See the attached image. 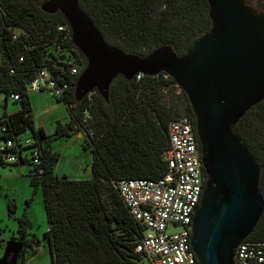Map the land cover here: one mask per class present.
Returning a JSON list of instances; mask_svg holds the SVG:
<instances>
[{
    "label": "trees",
    "instance_id": "16d2710c",
    "mask_svg": "<svg viewBox=\"0 0 264 264\" xmlns=\"http://www.w3.org/2000/svg\"><path fill=\"white\" fill-rule=\"evenodd\" d=\"M43 1H2L10 26L19 25L28 34L16 41L5 36L3 56L0 54V93L21 96L20 108L13 112L6 109L8 102L0 103V125L5 124L7 132L4 137L16 141L9 150L19 155L18 162L6 165L33 166L31 183L43 189L49 224L44 237L52 264H131L139 258L134 246L142 228L123 203L114 181L155 179L166 171L162 153L169 146L168 125L183 113L167 104L163 89L175 82L165 73L135 76L131 81L119 76L111 85L108 104L97 92L77 101L71 88L66 96L56 95L66 104L70 120L66 124L57 121L55 131L49 134L41 126L36 128L27 82L47 67L57 77L68 78L70 68L85 60L71 39L57 29L68 25L63 15L45 13ZM79 4L109 44L142 57L165 44L183 55L190 41L211 24L207 0H79ZM55 42L72 55L61 53ZM31 45L35 47L28 49ZM12 68L14 73L9 72ZM86 108L93 114V136L90 140L83 137L90 149L92 174L82 179L58 175L55 166L61 154L52 149V142L79 133ZM185 114L194 117L189 103ZM28 129L31 135L23 138ZM234 131L261 166L259 192L264 201V99L245 113ZM27 138L31 143H25ZM33 146L40 150L36 164L29 156ZM8 208L14 211L13 202ZM26 232L27 221L21 218L19 237L25 238ZM247 239L264 241V210ZM25 251L18 264H24Z\"/></svg>",
    "mask_w": 264,
    "mask_h": 264
},
{
    "label": "water",
    "instance_id": "95a60500",
    "mask_svg": "<svg viewBox=\"0 0 264 264\" xmlns=\"http://www.w3.org/2000/svg\"><path fill=\"white\" fill-rule=\"evenodd\" d=\"M207 2L210 28L190 41L185 54L165 44L144 57L109 44L79 0H44L41 9L63 15L85 58L74 87L77 101L97 92L108 104L113 82L137 74L165 73L185 93L207 176L193 216L191 247L200 264H235L237 246L264 210L261 166L234 131L264 99V8L248 0ZM23 248V241L8 240L0 264H17Z\"/></svg>",
    "mask_w": 264,
    "mask_h": 264
},
{
    "label": "built area",
    "instance_id": "2783aa9c",
    "mask_svg": "<svg viewBox=\"0 0 264 264\" xmlns=\"http://www.w3.org/2000/svg\"><path fill=\"white\" fill-rule=\"evenodd\" d=\"M2 1L0 0V54L3 56L5 36L9 35L12 41H16L28 34L19 25L10 26L12 24L5 19ZM57 29L65 33L64 38L71 39L69 25L62 24L57 26ZM55 44L58 45V42ZM34 47L31 45L28 49ZM57 49L72 55L71 52L65 51L61 44ZM19 59L23 60L24 55L21 54ZM84 66L85 60L82 64L76 62L70 68L68 78L57 77L48 67L42 68L27 82V90L28 92L49 90L55 95L66 96L69 90L75 87L76 77ZM9 72L14 73V68ZM1 73L0 70V77ZM141 75L137 74L136 78H141ZM93 93L87 96L90 98ZM20 100L21 96L17 92L9 95L0 93V103ZM5 131L6 126L2 123L0 125L1 165L19 161L18 153L9 150L16 146V141L4 137L7 133ZM168 132L169 146L162 153L167 169L161 177L120 178L114 181L123 203L142 228V234L134 246V252L139 254V258L134 259L131 264H200L190 240L193 216L202 198L206 174L194 117L182 114L173 118L169 122ZM93 133V114L86 108L82 124L79 126V134L90 140ZM25 143L29 144L31 140L27 139ZM20 153L24 155V152ZM29 156L32 157L33 163H39V148L33 146ZM234 262L264 264V241L243 240L236 248Z\"/></svg>",
    "mask_w": 264,
    "mask_h": 264
},
{
    "label": "rangeland",
    "instance_id": "374dc122",
    "mask_svg": "<svg viewBox=\"0 0 264 264\" xmlns=\"http://www.w3.org/2000/svg\"><path fill=\"white\" fill-rule=\"evenodd\" d=\"M261 0H248V4L257 6ZM56 53V52H55ZM65 59V58H63ZM164 100L167 104H174L185 114L188 99L185 93L176 84L163 89ZM30 101L35 127H43L47 133H53L57 121L66 123L69 120V111L63 101L49 91H31ZM3 106L0 105V112ZM20 108L19 102H10L8 111ZM23 138L31 135V130L24 131ZM78 134V133H77ZM30 139V138H27ZM26 139V140H27ZM25 140V142H26ZM53 149L60 152L58 173L75 176L84 172L80 163H84L87 178L91 176L90 149L84 145V138H60L52 142ZM33 166L29 163L0 164V259L4 254L6 242L10 239L29 242L24 252V264H52L49 245L44 237L49 228L42 186L35 188L31 183ZM66 172V173H64ZM66 174V175H67ZM9 202H13L14 211L9 212ZM27 221L25 238H20L18 228L20 219ZM31 241V243H30ZM19 254L17 264L21 260Z\"/></svg>",
    "mask_w": 264,
    "mask_h": 264
},
{
    "label": "crops",
    "instance_id": "0c3cea01",
    "mask_svg": "<svg viewBox=\"0 0 264 264\" xmlns=\"http://www.w3.org/2000/svg\"><path fill=\"white\" fill-rule=\"evenodd\" d=\"M8 106H9V104L7 105V107H6V109L8 110ZM19 108H17L16 110H18ZM10 112V111H9ZM11 112H13V111H11ZM69 120H70V118H69ZM68 120V121H69ZM67 121V122H68ZM66 122V123H67ZM66 123H63V124H66ZM47 133V132H46ZM49 134V133H48ZM74 136H79V137H81V138H83L82 137V135H80L79 133L78 134H76V135H74ZM65 138V137H64ZM72 138V137H71ZM60 139V138H59ZM70 139V138H69ZM52 149H53V145H52ZM54 150V149H53ZM90 156H91V154H90ZM61 159V158H60ZM60 159L57 161V164H56V166H55V173L56 174H58V175H60L59 173H58V171H57V167H58V164H59V161H60ZM91 162H92V159L90 158V164H91ZM79 167H80V169L81 170H83L84 172H82V173H77V174H75V176H70V175H68L66 172H64V173H66L67 174V176L69 177V178H74V179H82V178H87L86 176H84V173L86 174V169L84 168V163H80V165H79ZM89 178V177H88Z\"/></svg>",
    "mask_w": 264,
    "mask_h": 264
},
{
    "label": "flooded vegetation",
    "instance_id": "af4514ba",
    "mask_svg": "<svg viewBox=\"0 0 264 264\" xmlns=\"http://www.w3.org/2000/svg\"><path fill=\"white\" fill-rule=\"evenodd\" d=\"M257 9H262V8H264V0H261V2L257 5V6H255ZM24 242V248L23 249H25L26 248V244H28L29 242H27L26 241V239H25V241H23ZM30 243H31V241H30Z\"/></svg>",
    "mask_w": 264,
    "mask_h": 264
},
{
    "label": "bare ground",
    "instance_id": "6f19581e",
    "mask_svg": "<svg viewBox=\"0 0 264 264\" xmlns=\"http://www.w3.org/2000/svg\"><path fill=\"white\" fill-rule=\"evenodd\" d=\"M206 176V175H205ZM206 178H207V176H206ZM234 259H235V255H234Z\"/></svg>",
    "mask_w": 264,
    "mask_h": 264
}]
</instances>
